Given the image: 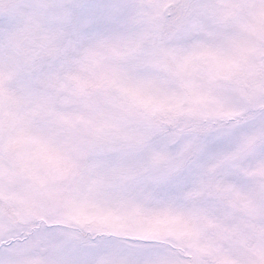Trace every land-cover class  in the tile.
<instances>
[{"label":"snow or ice","instance_id":"6c2138e0","mask_svg":"<svg viewBox=\"0 0 264 264\" xmlns=\"http://www.w3.org/2000/svg\"><path fill=\"white\" fill-rule=\"evenodd\" d=\"M0 264H264V0H0Z\"/></svg>","mask_w":264,"mask_h":264}]
</instances>
